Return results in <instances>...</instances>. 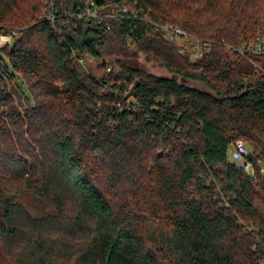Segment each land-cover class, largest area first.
Listing matches in <instances>:
<instances>
[{
	"label": "trees",
	"instance_id": "obj_1",
	"mask_svg": "<svg viewBox=\"0 0 264 264\" xmlns=\"http://www.w3.org/2000/svg\"><path fill=\"white\" fill-rule=\"evenodd\" d=\"M91 2L140 17H79ZM155 22L213 45L192 61ZM12 30L0 264H264V49L233 48L264 40V0H0V34ZM111 36L209 90L122 60L97 76L85 58ZM238 139L256 180L229 159ZM21 193L53 211L31 212Z\"/></svg>",
	"mask_w": 264,
	"mask_h": 264
},
{
	"label": "built area",
	"instance_id": "obj_2",
	"mask_svg": "<svg viewBox=\"0 0 264 264\" xmlns=\"http://www.w3.org/2000/svg\"><path fill=\"white\" fill-rule=\"evenodd\" d=\"M105 7L106 6L97 7L94 2H91L86 10L78 11L76 14L79 17H96L99 19H102L105 16L123 17L127 19H138L140 17L139 12L131 10L125 5H121L112 11H106ZM52 18L54 20L55 16H52ZM154 24L157 26V29L163 31L165 37L174 41L178 45L181 54L188 55L192 61L200 60L213 45V42L209 39L190 36L188 32L179 25L160 22H155ZM11 38L12 35L7 43L11 41ZM233 48L242 54L247 51L261 53L264 49V44L262 41H258L250 44H239ZM108 69H110L109 66ZM251 154V150L243 139L235 141L228 152L229 159L237 165V168L256 180L258 179V173L254 163L250 159ZM261 170L264 172L263 167Z\"/></svg>",
	"mask_w": 264,
	"mask_h": 264
},
{
	"label": "rangeland",
	"instance_id": "obj_3",
	"mask_svg": "<svg viewBox=\"0 0 264 264\" xmlns=\"http://www.w3.org/2000/svg\"><path fill=\"white\" fill-rule=\"evenodd\" d=\"M16 30H12V33H2L0 34V48L4 47L10 39L11 35L16 34ZM264 43V40H262ZM102 60L107 62L114 63L115 69H118V64L115 63L116 60H122L132 66L143 69L149 73H152L156 76L161 77H169L175 78L181 83L189 85L191 87H196L202 90H209V88L202 82L195 79H187L179 74H175L169 71L166 66L150 57H148L143 52L139 51L134 44H124L120 37H113L107 42L105 47V55L102 58H93L86 57L85 61L87 64V68L90 69L91 72L99 76L104 71V67L102 65ZM132 86H127L126 91L129 92ZM249 149L251 150V146L248 144ZM260 165L263 166V163L260 161ZM19 200L25 203L31 212L41 211L43 212H52L53 208L50 204H45L42 200L36 199V196L30 193H21L19 195Z\"/></svg>",
	"mask_w": 264,
	"mask_h": 264
}]
</instances>
